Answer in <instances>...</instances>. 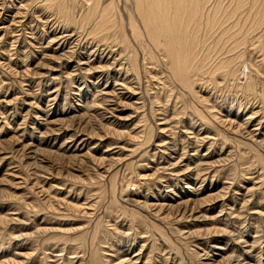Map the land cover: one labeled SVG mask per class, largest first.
I'll return each mask as SVG.
<instances>
[{
  "label": "rangeland",
  "instance_id": "1",
  "mask_svg": "<svg viewBox=\"0 0 264 264\" xmlns=\"http://www.w3.org/2000/svg\"><path fill=\"white\" fill-rule=\"evenodd\" d=\"M263 2L0 0V264H264Z\"/></svg>",
  "mask_w": 264,
  "mask_h": 264
},
{
  "label": "bare ground",
  "instance_id": "2",
  "mask_svg": "<svg viewBox=\"0 0 264 264\" xmlns=\"http://www.w3.org/2000/svg\"><path fill=\"white\" fill-rule=\"evenodd\" d=\"M51 1V0H50ZM140 1H142V4H141V6H137L136 7V11H137V8H138V11H137V13H138V15L141 17H139L140 19H142V23H143V26H144V28H146L145 29V31L147 32V31H151V32H149V37H150V39H151V41L152 42H155L159 47L160 46H162L163 48H164V51H165V53L170 57V58H172V59H174L173 57H175V63L173 64L174 65V70L176 71V73L179 75V77H181V79H185V76L183 75V74H185L186 73V71H187V67H188V65H187V67H186V64H187V60L189 61V59H190V55H188V53H187V50H186V47H184V49H182L183 50V52H184V54L186 53V55H184V54H182V51H180V47L179 46H176L175 47V45L173 44V43H171V42H173L172 40H171V42H167L166 43V41H164V43H163V41H162V43H161V38L163 37V34L165 35V37H168V30L171 32L172 31V33H176V37H177V32H176V30L175 29H180L181 27V29H183V25L184 24H186L188 21H189V23H190V19H191V21H193L194 23H196L197 25H199V23H200V21L202 20V22H203V18L205 19L206 18V20L209 18V14H210V16L212 17L213 16V14H214V9L212 10L211 9V12L210 13H204L203 11H202V9L204 8V6H205V3H204V1L205 2H209V0H162V1H160V3H158L157 5L156 4H154L153 5V2L151 1V0H140ZM236 1V0H235ZM240 1V3H242V0H239ZM245 0H243V2H244ZM259 1V0H258ZM94 2V1H93ZM137 2V1H136ZM97 3V2H96ZM155 3V2H154ZM219 3V2H218ZM218 3H216V4H218ZM238 3V2H237ZM252 3V2H251ZM254 3H256V1L254 2ZM259 3V2H258ZM264 3V2H263ZM242 4H244V3H242ZM97 5V4H96ZM137 5H140L139 3H137ZM156 5V6H155ZM189 5H190V7H189ZM220 6H221V4H219ZM98 6V5H97ZM186 6L189 8V11L191 12L190 13V15H191V18H189L188 17V14H186V16H187V18H184V19H182V20H180L179 21V18H178V14H179V8L180 7H183V8H186ZM208 6H209V4H208ZM240 6V5H239ZM255 6H256V4H255ZM254 6V7H255ZM217 7V6H216ZM222 7V6H221ZM251 6H249V8H250ZM109 8V7H108ZM175 10H174V9ZM182 8V9H183ZM208 8V7H207ZM238 8V7H237ZM242 8V7H241ZM260 8H262V11L264 12V6H262V7H260ZM187 9V8H186ZM185 9V10H186ZM234 9V8H233ZM91 10H93V9H91ZM109 10V9H108ZM218 10V9H217ZM165 11H169V15L167 14V13H165ZM170 11H172V12H170ZM176 11V12H175ZM102 12V11H101ZM184 12V11H183ZM206 12V11H205ZM260 12V11H259ZM262 12V13H263ZM111 12H109L108 14H110ZM171 13H173L172 15H171ZM186 13H188L187 12V10H186ZM236 13V12H235ZM257 13V12H256ZM101 14V18L100 19H106L105 18V16H106V13H105V11L104 12H102V13H100ZM216 14V13H215ZM260 14V13H259ZM264 15V14H263ZM259 16V15H258ZM260 16H262V14H260ZM259 16V17H260ZM131 17V16H130ZM129 17V19H131ZM210 17V18H211ZM216 17V16H215ZM263 17V16H262ZM87 18V17H86ZM259 19V18H258ZM258 19L257 20H255V21H258ZM209 20H212V19H209ZM214 20V19H213ZM99 21V20H98ZM101 22H100V24L102 23L103 24V21L102 20H100ZM132 21V20H131ZM106 22V21H105ZM104 22V23H105ZM109 22V21H108ZM214 22H215V20H214ZM192 23V22H191ZM206 23V22H205ZM204 23V24H205ZM209 23V22H208ZM96 24V23H95ZM94 24V25H95ZM107 24V23H106ZM105 24V25H106ZM133 24V23H132ZM132 24L130 23V25L132 26ZM214 24V23H213ZM213 24H210L209 23V25H213ZM256 24V23H255ZM254 24V25H255ZM257 24H258V22H257ZM256 24V25H257ZM99 25V24H98ZM104 25V26H105ZM109 25V24H108ZM108 25H107V27H108ZM187 25H192V24H187ZM194 25V24H193ZM201 25V24H200ZM209 25L207 26V27H209ZM260 25V24H259ZM96 26H97V24H96ZM203 26V25H202ZM253 26V25H252ZM95 27V26H94ZM193 27V26H192ZM206 27V28H207ZM257 28H259L258 26H256ZM132 28H133V26H132ZM194 28H195V25H194ZM197 28V27H196ZM195 28V29H196ZM199 28V27H198ZM200 28H201V26H200ZM199 28V29H200ZM256 28V29H257ZM199 29H197V30H199ZM209 29V28H208ZM134 30V29H133ZM132 30V31H133ZM183 30H185V25H184V29ZM196 30V31H197ZM174 31V32H173ZM182 31V30H181ZM187 31V30H186ZM190 31H192V29L190 30ZM195 31V30H194ZM195 31V32H196ZM134 32V31H133ZM192 33V32H191ZM168 34V35H167ZM194 34V33H193ZM172 35V34H171ZM250 37V36H249ZM174 38V37H173ZM195 39V38H194ZM163 40V39H162ZM167 40V39H166ZM169 40V39H168ZM189 41V40H188ZM174 42H176V41H174ZM186 42V41H185ZM190 42V41H189ZM177 43V42H176ZM181 43H183V42H181ZM191 43V42H190ZM196 43V42H195ZM188 44V43H187ZM198 44V43H197ZM197 44H196V46H197ZM195 45V44H194ZM186 46V45H185ZM191 46V45H190ZM193 46V45H192ZM187 47H188V45H187ZM198 47V46H197ZM191 48V47H190ZM193 48V47H192ZM200 49V48H199ZM164 53V54H165ZM190 53V52H189ZM192 53L193 52H191L190 54L192 55ZM196 54H197V52H196ZM193 57H195V56H193ZM191 61V60H190ZM194 63V62H193ZM171 64V65H172ZM220 65V64H219ZM222 65H223V63H222ZM222 65H220L221 67H222ZM195 66V65H194ZM192 67V66H191ZM221 67H219V68H221ZM218 68V67H217ZM223 68V67H222ZM189 69V68H188ZM192 70H193V68H192ZM196 70V69H195ZM219 70H222V69H219ZM217 71V70H216ZM225 71V70H224ZM223 71V72H224ZM192 73V72H191ZM182 76H184V78L182 77ZM184 84H186V81L185 80H183L182 81ZM247 85V84H246ZM249 85V84H248ZM247 85V86H248ZM247 89V88H246ZM251 89V88H250Z\"/></svg>",
  "mask_w": 264,
  "mask_h": 264
}]
</instances>
